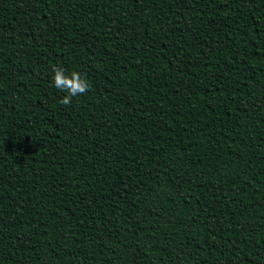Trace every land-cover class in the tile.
Wrapping results in <instances>:
<instances>
[{
	"label": "trees",
	"instance_id": "1",
	"mask_svg": "<svg viewBox=\"0 0 264 264\" xmlns=\"http://www.w3.org/2000/svg\"><path fill=\"white\" fill-rule=\"evenodd\" d=\"M0 264H264V0H0Z\"/></svg>",
	"mask_w": 264,
	"mask_h": 264
},
{
	"label": "clouds",
	"instance_id": "2",
	"mask_svg": "<svg viewBox=\"0 0 264 264\" xmlns=\"http://www.w3.org/2000/svg\"><path fill=\"white\" fill-rule=\"evenodd\" d=\"M52 84L56 89L66 93L60 99L62 104H70L73 97L86 92L90 87L88 80L79 71L74 70L66 74L63 67H55L52 73Z\"/></svg>",
	"mask_w": 264,
	"mask_h": 264
}]
</instances>
